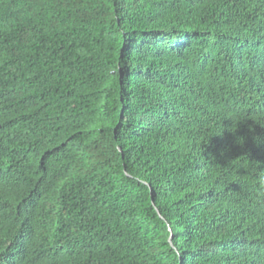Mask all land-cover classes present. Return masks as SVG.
<instances>
[{"label": "trees", "instance_id": "obj_1", "mask_svg": "<svg viewBox=\"0 0 264 264\" xmlns=\"http://www.w3.org/2000/svg\"><path fill=\"white\" fill-rule=\"evenodd\" d=\"M0 264H264V0H0Z\"/></svg>", "mask_w": 264, "mask_h": 264}, {"label": "water", "instance_id": "obj_2", "mask_svg": "<svg viewBox=\"0 0 264 264\" xmlns=\"http://www.w3.org/2000/svg\"><path fill=\"white\" fill-rule=\"evenodd\" d=\"M172 238H173V233H172V230L170 229V236H169L170 243H172Z\"/></svg>", "mask_w": 264, "mask_h": 264}]
</instances>
